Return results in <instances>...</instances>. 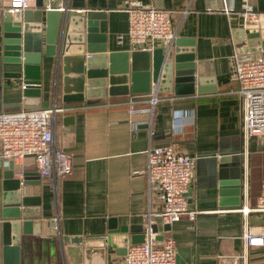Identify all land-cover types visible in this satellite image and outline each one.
Returning <instances> with one entry per match:
<instances>
[{"label":"crops","instance_id":"1","mask_svg":"<svg viewBox=\"0 0 264 264\" xmlns=\"http://www.w3.org/2000/svg\"><path fill=\"white\" fill-rule=\"evenodd\" d=\"M130 1L55 0L53 7L64 9L67 17H78L84 37L86 22L93 23L95 46L103 45L106 53L123 52L132 51L124 36L125 9ZM136 1L163 9H188L184 16L174 18L175 39L189 43L183 49L192 50L202 70L213 73L210 75L213 80L201 83L203 92L187 97L160 92L163 100L156 105L151 122L147 123L150 114L131 113L128 104L129 98L145 100L147 93L128 92L129 82L124 85L126 94H123V84L115 85L111 93L106 92V85L105 96L94 94L90 99L63 102L61 68L56 67L54 57L44 55L43 38L39 63L31 66L28 75L36 83L33 85L38 96L23 101L22 81L8 76L19 72L21 65L2 64L0 112L52 105L61 108L53 116V145L69 153L71 158V172L56 180L39 176L31 157L22 159V174L31 176L17 189L19 208H26L30 215L20 216L19 222L28 221L30 233L23 234L20 228L16 264H117L123 256L117 255V251H122L124 238L128 239L131 231L142 226L143 213L154 211L158 205L154 199L149 201L146 175L142 173L147 165L146 150L168 145H178L185 154L196 159L187 201L191 208L200 211L194 220L183 216L165 232L158 220L157 239L159 235H171L175 239L176 264H264V247H246L240 239L245 226L254 234L264 233V213L240 210L254 208L257 204L264 182V137L252 136L246 140L243 136V102L233 78L234 65L240 58L234 36V30L240 28L239 20L231 22L229 15L219 11L222 0ZM1 2L7 4V0ZM252 6L264 12V0H253ZM233 7L240 11L242 0H233ZM37 10L33 4L21 11L32 15ZM43 13L44 10L42 29L45 26ZM87 14L91 16L87 18ZM256 29L264 28L243 21L245 45L247 30ZM118 34L123 35L119 44ZM170 45L165 44L164 53ZM160 46L161 43L154 49ZM83 55L87 52L83 51ZM261 56L262 52L256 53L255 59ZM172 96L175 99L169 100ZM146 106L142 102L135 105ZM189 110L192 116L179 118L181 124L174 127V111ZM240 147L244 154V199L242 204L234 205V186H224L228 192L220 197L219 187L209 171L213 154H229ZM7 162L0 158V202L5 190L3 173ZM15 170L17 167L13 166ZM13 178L21 179L14 175ZM220 198L224 201L220 202ZM49 220L56 222L58 235L45 232V223ZM38 224H41L40 232L33 235ZM122 226L124 233H108ZM106 236L110 244L103 243ZM59 237L81 238L79 252L86 243L92 249L102 248V253H91L84 261L76 257L70 243L61 248Z\"/></svg>","mask_w":264,"mask_h":264},{"label":"water","instance_id":"2","mask_svg":"<svg viewBox=\"0 0 264 264\" xmlns=\"http://www.w3.org/2000/svg\"><path fill=\"white\" fill-rule=\"evenodd\" d=\"M37 10L32 15L18 10H8V3L0 0V67L2 64H20L19 72H12L8 76L20 78L22 81L23 101L28 97L38 96L36 84L28 78L33 65L39 63L42 38L44 42V55L54 57L56 67L60 65L62 81V101L75 102L83 99H90L96 95L105 96L115 90V85L129 82L128 92L148 93L152 83L157 85L158 92H173L175 97H187L195 92L201 93L204 88L200 85L204 81L212 79L213 73H206L202 70L201 63L195 61L191 49L184 50L183 46L188 45L183 39H175L163 52L164 43L153 50H132L123 52H107L103 45L95 46V28L90 21L86 22L85 37L82 34L83 25H80L78 17H67L64 9H44L42 0H35ZM42 10H44V28L42 29ZM91 14H87V18ZM239 20L240 28L234 30L235 42L238 46L237 52L240 55L239 61H252L256 53L262 52L264 56V29L247 30V45L243 39L242 24L243 16L232 13L229 16ZM81 20H83L81 18ZM33 22L29 24L28 22ZM79 22V23H78ZM82 22V21H81ZM74 25V26H73ZM43 31V35H42ZM79 33V34H78ZM83 51L87 55H83ZM212 75V76H210ZM211 77V78H209ZM213 80V79H212ZM121 87V86H120ZM124 88L123 94L128 93ZM71 93V94H70ZM212 155L210 175L219 187V196L226 195V185L234 186V205L242 204L244 199L243 178H244V154L243 148L233 150L229 154L219 153ZM38 175V174H36ZM31 176L23 173L21 179L13 178V165L7 162L4 170L3 183L4 194L0 202V260L2 264H16L17 251L20 240V228L23 234L30 233L28 221L19 222L20 216L27 218L30 214L26 208H19L20 184H26V179ZM220 198V202H222ZM223 204V203H222ZM21 213V214H20ZM38 214H36V218ZM41 224L35 226L33 235L39 234ZM45 232L49 235H58L56 222L49 220L45 223ZM168 224L163 225V231L169 229ZM154 232L158 226H152ZM125 228L108 230V233H124ZM129 238H124L121 252L117 255H124L127 245L143 242V227L131 231ZM137 233V234H135ZM161 239L163 235H159ZM106 236L104 244L108 242ZM70 243L77 258L87 261L91 253L100 254L102 248L92 249L86 243L82 252L78 246L82 245L81 238L59 237V246ZM102 247V246H101ZM63 252V250H62ZM69 253V250L67 249Z\"/></svg>","mask_w":264,"mask_h":264},{"label":"built area","instance_id":"3","mask_svg":"<svg viewBox=\"0 0 264 264\" xmlns=\"http://www.w3.org/2000/svg\"><path fill=\"white\" fill-rule=\"evenodd\" d=\"M35 0H7L11 12L24 10L34 4ZM253 0H242L240 11L233 7V0H222L219 11L225 15L237 13L256 28H264V12L252 6ZM44 9L54 8L55 0H43ZM208 10H211L208 8ZM188 9H163L142 4L136 0L128 3L125 12L127 26L124 33L132 50H153L159 43H173L177 27L174 18L184 16ZM123 35H117V43H121ZM233 78L238 83V91L242 97L243 136L247 140L252 136L264 137V56L252 61H236ZM170 97L169 100H174ZM163 98L152 83L145 100L128 99L129 110L147 112L151 122L156 105ZM146 103V107H135L136 103ZM52 105L47 108H20L14 111L0 112V158L11 161L17 170L13 175L21 177L22 159L29 156L41 177L52 180L59 179L71 172L70 154L53 145L52 122L55 113L60 111ZM192 116V111H174L173 126L181 124L179 118ZM134 126L133 123H131ZM147 165L142 170L146 175L147 195L149 201L155 200L157 208L142 214L143 242L129 245L117 264H176L177 249L175 239L164 236L157 239V232L152 226L158 220L171 225L183 216L194 220L200 211L189 206L187 193L194 181L195 157L185 154L178 145L153 147L146 150ZM264 213V182L254 208H244ZM165 232V231H164ZM163 232V233H164ZM246 247H264V233L254 234L249 226H245L240 235Z\"/></svg>","mask_w":264,"mask_h":264}]
</instances>
